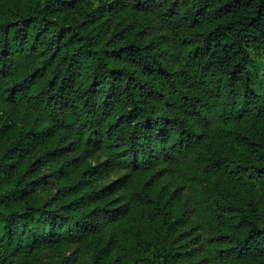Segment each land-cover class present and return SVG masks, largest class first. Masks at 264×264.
Returning <instances> with one entry per match:
<instances>
[{"label":"trees","instance_id":"1","mask_svg":"<svg viewBox=\"0 0 264 264\" xmlns=\"http://www.w3.org/2000/svg\"><path fill=\"white\" fill-rule=\"evenodd\" d=\"M0 264H264V0H0Z\"/></svg>","mask_w":264,"mask_h":264},{"label":"rangeland","instance_id":"2","mask_svg":"<svg viewBox=\"0 0 264 264\" xmlns=\"http://www.w3.org/2000/svg\"><path fill=\"white\" fill-rule=\"evenodd\" d=\"M124 171L120 170L119 175L123 174ZM118 175V177H119ZM115 175L110 176L111 180H114ZM167 185L170 189L176 190L181 195V201L187 205H194L198 200V190L196 186L190 180H176L168 178ZM201 236L206 238L207 231L200 229Z\"/></svg>","mask_w":264,"mask_h":264}]
</instances>
